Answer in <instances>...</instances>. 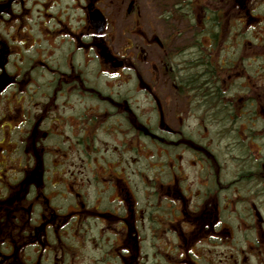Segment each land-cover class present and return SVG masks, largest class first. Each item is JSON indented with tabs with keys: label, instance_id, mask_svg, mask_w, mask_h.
<instances>
[{
	"label": "flooded vegetation",
	"instance_id": "af4514ba",
	"mask_svg": "<svg viewBox=\"0 0 264 264\" xmlns=\"http://www.w3.org/2000/svg\"><path fill=\"white\" fill-rule=\"evenodd\" d=\"M101 1L0 0V99H6V105L1 107L3 112L0 113V264H132L133 262V256H128L129 251L126 249V227L129 224V215L126 212L127 208L133 211L132 204L135 200L133 192L131 193L132 190L128 186L124 170L119 167H109L108 160H106L107 163L104 162L105 166L95 167L94 170L97 173L94 180L96 184H99V191H103L106 195L107 188L110 187L113 199L108 201L110 206L103 204L102 194L93 202H87L80 187L73 186L74 183H78L79 179L74 177L72 183L68 182L65 180L61 163L51 160L48 162L49 156L50 159L62 158L66 155L65 151L62 149L48 151L45 145L39 144L40 150L24 149L23 152H20L16 151L17 146L14 140V137H19L20 141L32 143L35 146L37 141L48 139L49 136V130L42 128L45 124L43 126L39 124V121L43 120L41 117L35 121L33 129L27 131H30L29 134L21 132L22 127L31 126L32 120L29 122L27 113L31 109L28 105H37L36 103L32 104V101L25 102L24 97L31 98V95L35 94V90L33 91L34 88L30 87L32 81L29 84L25 81L27 73L23 72V68L25 69V65H22L24 59L35 63V68L42 67L44 72L57 78L55 83L58 92L56 95L61 98V106L70 104L71 95L86 90L81 88L80 73L74 71L77 68L75 55L79 51H82L86 63L92 61L90 57L92 55L98 62L99 70H103L106 75L121 76L130 70L127 65L128 57L113 52L104 39L108 21L104 11L97 6ZM116 1L127 5V13L132 11L134 13L137 10L135 0ZM233 2L238 15V25L248 26L249 20L255 19L252 14L255 0H233ZM178 5L176 12L177 10L179 12V7L183 6L181 2ZM73 9L77 11L80 9L79 16L82 21L79 25L73 21ZM95 9H99L104 17V26L100 32L95 31L90 18ZM181 14L185 15L182 12ZM37 20L39 22H36ZM156 20L158 23V18H153V25ZM170 23L166 22V24ZM202 25L203 22L200 24L201 28L198 27L201 32L200 38L195 37L193 43L184 45L178 50L175 49L173 54L168 56L165 54L163 57L162 70H166L167 66L171 64L165 57L180 56L183 52L188 51L189 56L186 60H182L183 67L168 71L170 79L179 84L177 88L182 94L185 92L184 88L180 86V76L187 71L185 69L193 67L192 62L196 61L198 54L200 66L205 68L206 54L207 51H210L213 61L215 60L218 65H221L222 70L218 71V74L225 72L228 78L236 75H234V71H231L234 68V62L239 59L236 64L237 68L240 66L241 59V64L245 62L244 57L239 56L235 61L228 62L227 65L226 56L223 55L227 50H225V46L222 50L223 42L208 37L205 31L206 27ZM35 26L44 29L45 35L48 36L47 40H52L53 45L48 42L44 49L35 48V55L31 56L24 54V50L27 49L26 51L29 52L30 48L38 44L36 36L30 32V28ZM80 26L83 28L82 35L78 33ZM6 30H8V40L5 39V35L3 36V32ZM28 31L31 43L27 39L28 47L24 49L21 36L22 33ZM152 41L157 43L159 48H164L165 43L158 38H154ZM18 44H20V49L16 59L15 48ZM247 44H249L248 41L245 45ZM63 45L70 48L62 53L65 63H57L53 68L49 59L57 61L54 50L58 51ZM236 45L240 46L239 43ZM142 52L143 50H140V53ZM11 53H15L12 59L17 65L13 67L10 75L5 71L3 62L7 60L6 56ZM9 55L8 57H10ZM152 67L154 74L152 73L151 78H161L164 71L159 72L154 65ZM20 72L24 74L23 80H20ZM205 72L203 70L201 74H205ZM29 76L28 79H30ZM152 82L155 83L154 80ZM141 84L143 83L141 82ZM222 84H226L224 80ZM236 86L238 87V84ZM246 89H248L247 86ZM218 90L221 94L224 91L227 92V96L222 98L225 101L234 99H237L238 102L241 101L240 95L236 94L239 93V90L230 94L231 100H228V88L225 89L222 85ZM101 96L104 100V109L98 111L99 108H96V104L89 105L85 110H93L92 113L84 111L81 116L73 119L76 121V123H72L73 127L77 128L82 125L86 129L87 126H90L87 132L84 129L79 131V134H73V138L79 144L93 143L95 127L104 121L111 120L112 116H117V110L121 106L109 103L106 107L107 97L103 94ZM193 102L188 104V109L199 110V114L205 112L204 117H201L207 124L204 134L202 130L200 134L199 130L195 133L191 130L184 131V124L180 123L182 119L177 118V115H174L173 123L180 127L178 130L170 129L167 121L158 120L159 126L169 130L171 134L158 127L160 133L155 141L156 149L153 151L155 166L152 167L154 172L151 183L155 195L152 202H156L158 212L163 202H168V206L166 207L167 214L160 216L157 213L156 219H152L155 225L152 233L157 241L164 240L168 243V250L155 249L152 254L154 258L152 264H165V262H167L166 264H264V167L261 168L262 159L259 158H264V124L262 123L264 122V104L253 103L251 121H257L259 127L256 128L255 125L251 127L252 131L258 132L255 135L252 134L254 141H251L252 139L244 136V124L235 126V130L227 129L228 122L233 123L234 119L230 118L227 122L223 118L211 117L210 113L215 111L219 114L223 111L225 114L233 113L232 109L226 110L227 105L232 106V103L221 107L220 110V106L217 108L213 104L198 100L196 93ZM156 105L161 109L159 102ZM62 109L63 107L53 108L56 113L50 122L57 125L62 123ZM161 113L163 115L162 111ZM125 117L120 118L119 124L122 122L126 124ZM213 122L220 127L217 130L218 135L208 128V124ZM224 122L227 123L226 127H224ZM138 129L146 136H148V132L154 135L151 130L147 132V129ZM226 129L228 133L237 132L241 135V140L247 147V152L244 155L255 162L253 168L234 165L235 167L231 170L233 178L229 182H225L223 179L224 163L221 162V152L218 146L220 139L228 137L224 134ZM81 133L82 136H80ZM194 135L205 142L203 147L205 153L196 151L192 156L196 165L204 169L206 177L199 186L191 189L183 182L184 179H180L179 174L177 175V166L169 159L172 151L165 150L161 143L167 142L175 145L178 142L177 139L193 140ZM55 136L59 135L55 134ZM224 146L226 147L224 152L226 159L233 163H241L240 157L237 156L240 147L235 148L234 142L231 149H228L227 144ZM251 153L258 157L252 158ZM104 159H106L105 155L102 160ZM96 160L98 162V158ZM258 161V165H261L260 168H256ZM262 162L264 165V160ZM117 169H119L118 172ZM207 175L212 176L213 179L209 180ZM221 176L223 177L221 178ZM227 191L232 192V198L228 194L224 195ZM114 202L122 205L123 212L112 211ZM124 203L127 208L123 205ZM130 216V219L136 220L133 212ZM116 217H119V221L115 220ZM230 217L238 232L235 233V228L234 233L229 232L230 234L224 235L222 232L224 223H227V219ZM137 221L140 223L139 220ZM91 222L98 223L101 231L98 229L95 236L89 237ZM117 232H124V234L122 237L113 239ZM86 241L95 242L100 247L98 255L82 252L81 247L85 245ZM123 244L124 247H122ZM225 246L230 249H225ZM212 247H215L214 251ZM162 254L163 256L160 258ZM225 255L226 260H224Z\"/></svg>",
	"mask_w": 264,
	"mask_h": 264
},
{
	"label": "rangeland",
	"instance_id": "374dc122",
	"mask_svg": "<svg viewBox=\"0 0 264 264\" xmlns=\"http://www.w3.org/2000/svg\"><path fill=\"white\" fill-rule=\"evenodd\" d=\"M135 2L137 10L134 13L133 11L127 13V5L125 3H119L116 0H102L97 4V6L104 11L108 21L104 39L108 42L113 52L128 57L127 61L129 63L127 65L130 70L126 71L125 74L121 76L115 74L106 75L103 73V70H99L98 62L92 55L90 56L92 61L86 63L82 51H79L78 54L75 55L77 68H75L74 71L80 73L79 81L81 88H85L86 90L71 95L69 100L70 104L61 106V98L56 95L58 92L55 83L57 78H55L54 75L51 74L50 76L49 73L43 71L44 68H35V63L24 59L22 65H25V69L23 68V72L26 71L27 73L25 81H27L28 84L32 81L30 87L32 89L34 88L33 91L35 90V94L33 96L31 95V98H29V96L24 97L26 99L25 102L32 101V104L36 103L37 105H28L29 109H31L27 111L29 122L32 120L30 123L31 126L22 127L21 132L24 131L25 134L28 130L33 129L32 126L35 121L41 117L43 120L42 122L39 121V124H41V126L45 124L42 128L49 130V136L48 139L37 141L35 146H33L32 143L20 141L21 139L19 137H14V140L17 146L16 151L20 152H23L24 149L40 150L39 144L45 145L48 151H53L54 149H62L65 151L66 155L62 158L50 159L49 156L48 162L50 160L60 162L65 180L68 182L72 183L74 177L79 179L78 183H74L73 186L75 188L80 187V191L87 202H93L96 198L101 197L102 194L103 198H101V201L104 205L110 206V202L108 201L113 199L112 189L110 187L107 188L106 195L103 191H99V184H96L94 180L97 173L94 170L95 167L105 166L104 162L107 163L106 160H108L109 167H119L123 169L126 173L128 186L131 188V193L133 192L135 200L132 204L133 211L127 208L125 203L123 204L127 208L126 214L129 215V224L126 227V249L129 251L128 256H133L132 264H152V259H154L152 254L155 249L158 248L161 251L168 250V243L166 241H157V239L153 237L152 232H154L153 229L155 225L151 221V218L157 216V213H159L160 216L167 214L166 207L168 206V202H163L159 212H156V204L152 202L155 195L151 183L152 174L154 172L152 167L155 166L153 151L156 149L154 145L158 133H160L159 128L163 129L159 126L158 120L163 119L168 122L167 125L170 129L178 130L180 127L173 123L174 115H177V118L182 119L180 123L183 122L184 131L189 132V130H191V132L195 133L199 130V134L201 130L204 134V128L207 125L205 119H201L202 116L204 117L205 112L199 114V110L187 108L188 104L194 103V95L188 96L182 94L180 89L177 88L179 84L170 79V70H177L183 67L184 62L182 60L187 59L189 56L188 51L183 52L180 56L171 58L165 57L167 62L171 64L170 66L166 64V70H162L163 57L165 54L167 56L173 54L175 49L178 50V48L184 45L193 43L195 35L199 32V28H201L200 24L203 22L202 26L207 29L211 17L214 16L217 22L216 24L218 25H215L213 33L217 34L216 39L223 42L222 50L224 46L225 50H227V52L223 53L226 57L228 56L226 58L227 62L231 60L235 61L236 57L239 56L248 59L242 64L240 63L239 68L236 66L239 59L234 62V68L231 71H234V75H236L232 78H228L225 72L219 74L220 85H224L225 89H229L228 100L232 99L230 94L239 90V93L236 94L240 95V100H244L245 98L241 97H244L243 94H247L248 92V95L253 96L261 102L264 97V95L261 96V94H264V26L261 27L259 23L264 21V0H255L253 3L252 14L255 19L249 20L248 26L238 25V15L233 0H135ZM179 2H181L183 6L179 7V12L178 10L176 12L175 10L178 8ZM81 5L84 6L85 4ZM73 11V21H76L78 23L77 25H79L82 21L79 16L80 9L79 11L73 9ZM181 12L185 13V15L181 14ZM153 18H158V23L156 20L155 25H153ZM206 18H210L209 21ZM36 22H39V20ZM166 22L171 23L166 24ZM30 29V32L36 36L38 44L30 48L29 52L26 51V47H28L26 45L27 42L29 41L31 43L29 31L22 33L21 39L24 43V49H26L24 50V54L34 56L35 48L44 49L48 42L53 45L52 40H47L48 36L45 35L46 32L43 28L35 26ZM82 31L83 28L80 26L78 30L79 35H82ZM4 35L5 39L8 40V30L3 32V36ZM154 38H158L164 42V48H159L158 44L152 41ZM246 41H248L249 44L245 45ZM236 43H239L240 46L238 47ZM63 46L58 51L57 49L54 50L56 59H58L57 61H55V59H49L53 68L57 63H65L62 53L64 50L66 51L70 48L66 45ZM15 49L17 54H14L17 59L20 44L16 45ZM140 50H143V52L140 53ZM14 54H8L10 57L7 55V60L3 62L5 71L10 75L13 71V67L17 65L12 59ZM136 56H138L137 59H135ZM223 58L225 59V57ZM153 65L156 67L157 71H164L161 78H151L152 73L154 74ZM189 72H191V70ZM227 73L230 72L227 71ZM222 74L223 77H221ZM28 76L30 79H28ZM235 77L237 78L232 80ZM23 78L24 74L21 73L20 80H23ZM153 80L155 83L152 82ZM223 80L226 84H222ZM141 82L143 84L140 85ZM237 84L238 87L236 86ZM246 86L248 88L247 90ZM148 87L150 89H147ZM95 89L97 91H95ZM98 91L103 94V96L107 97L105 101L106 107H108L109 103H115L121 106L117 110V116L111 117L112 119H117L118 122L116 120H112V122L111 120L102 122L101 125L94 129L93 143L79 144L78 141H75L73 138V134H79V131L84 130L85 126L79 125L77 128L71 126L72 123H76L73 119L81 116L84 111L92 113L93 110H85L89 105L96 104V108H99L98 111L105 108L104 101L101 98L102 96L97 94ZM5 101L6 99H0V113L3 112L1 107L6 105ZM157 102L160 103L161 109L156 105ZM58 107H63V121L60 125L50 122L56 113L53 108ZM158 109L160 113L161 111L163 112V115L161 113L160 116ZM219 109L221 110V107H219ZM223 113L225 112L223 111ZM125 115H127V117H125ZM121 117L126 118V124L125 122L117 124L120 122ZM262 123L264 124V122ZM208 125V128L212 129L213 132L218 135L217 130L220 127L214 122ZM89 127L90 126L86 127L85 132L88 131ZM138 128L147 129V132L151 130L154 135L148 132V136H146V134ZM163 130L171 134L169 130ZM27 133L29 134L30 131ZM55 134L59 136L57 137ZM224 134L228 137L220 139L218 143L221 152V162L224 163V167L222 168V170L224 169V177L221 176V178L223 177L225 182H229L233 178L231 170L235 167L234 165H240L242 168H253L255 162L253 159L242 157L239 158L241 163L228 161L225 157L224 152L226 151V147L224 145L227 144L228 149H231L233 138L230 133L227 132V129L224 131ZM82 135L81 133L80 136ZM177 140L178 142H176L175 145L167 142L161 143V145L165 150L170 149L172 151V155L169 159L177 166V175L179 174V178L184 179L183 182L189 185L191 189H194L199 186L201 182L205 181L206 174L204 169L196 165L192 154L196 151H200L204 154L205 151L203 147L205 142L196 135H194L193 140H185L184 138H179ZM103 155L106 157L104 160H102ZM250 155L252 158L257 156L253 153ZM95 158H98V162ZM259 158L262 159V167L258 165V161L256 168H263L264 165L262 161L264 158ZM116 171L118 172L119 169ZM207 177L209 180L213 179L210 175H207ZM178 182L180 183L179 180ZM225 194H228L230 198L233 197L231 191H227L224 195ZM112 208V211H116L117 213L119 211L123 212L122 205L117 202H114V205L112 204ZM141 210L143 211L142 213ZM132 212L136 216V220H134V218L130 219ZM115 220L119 221V217H116ZM137 220H139L140 223ZM90 224L92 226L89 237L95 236L97 230L100 228V225L96 222H91ZM233 224L234 221L231 217L227 219V223H224V230L222 231L224 235L230 234L229 232H235L236 225ZM99 231H101V229H99ZM124 232L115 233L113 239L122 237ZM237 232L238 230L236 228L235 233ZM114 244H117L115 240ZM122 247H124V244ZM99 248L100 247L97 246L95 242L86 241L85 245L81 247V250L84 253L95 255L98 253ZM212 248L214 251L215 247ZM225 249L229 250L230 248L225 246ZM136 250L138 254H135L137 253L135 252ZM162 256L163 254L160 258H162ZM224 260H226V255L224 256ZM166 263L167 262H165V264Z\"/></svg>",
	"mask_w": 264,
	"mask_h": 264
},
{
	"label": "trees",
	"instance_id": "16d2710c",
	"mask_svg": "<svg viewBox=\"0 0 264 264\" xmlns=\"http://www.w3.org/2000/svg\"><path fill=\"white\" fill-rule=\"evenodd\" d=\"M210 15H211V13H210ZM212 16H213V13H212ZM209 19H208V21H209ZM216 23L217 22L214 19V16L211 17L209 27L206 29L207 36L212 38V39L217 38V34L213 33L215 25H218ZM200 33L201 32H198L195 35V37L200 38ZM193 58H195V57L193 56ZM206 58H207V61H206V64L204 65L206 67L202 68L200 66L201 64L199 61V59H200L199 54L197 55V57L195 59L196 61L192 62L193 67L192 68L188 67L187 69H185L187 71H185V73H182V75L180 76L181 77L180 86L182 88H184V92L186 95H192L193 94L195 96V93H196V98H198V100H200L204 103L213 104V106H215V107H217V106L225 107L227 104L232 103V106L227 105L229 108L226 107V110L232 109L233 113L232 112L227 113V111H226L227 114H225V113L219 114L217 111H215L213 113H210L211 117L223 118L226 121L229 120L230 118L234 119L233 123L227 121L228 122V124H227L226 122H224V127H226L228 125L227 129L232 128L233 130H235L236 129L235 126H241L244 124V136L248 137L249 139H252L251 141H254V137L252 136V134L255 135L258 132L255 130L252 131L251 127H253V125H255V127L258 128L259 124L257 123V121H251V119H252V116H251L252 110L251 109L254 107L253 103L263 105L264 104V97L262 98L261 102H259V100H257L253 96L248 95V92H247V94H243L244 95L243 98H245V100H241L240 102H238L237 99H234L233 101L223 100L222 98L227 96V92L224 91L223 94H221L220 91L218 90V88L221 87L220 86V77L218 74V71L222 70L221 65H218V62H215V60L213 61V57H212L210 51H207ZM244 59H245V61L248 60L245 57H244ZM241 62H242V59H241L240 63ZM226 63H227V65L229 64L227 61H226ZM190 70H191V72H189ZM203 70L206 71L205 74H201V71H203ZM210 70H211V72H209ZM246 90H245V92H246ZM97 94L99 96H101V93L99 91ZM262 95H264V94H261V96ZM250 122H252V123H250ZM252 132H255V133H252ZM230 135L233 138L235 148L240 147V151L237 154V156L242 157V158H247V156L244 155L247 152V147L245 146L244 142L241 140V135H239L237 132L230 133ZM154 203H156V202H154ZM156 212H158V211L156 210ZM152 219L155 220L156 216H154V218H151V221H152Z\"/></svg>",
	"mask_w": 264,
	"mask_h": 264
},
{
	"label": "water",
	"instance_id": "95a60500",
	"mask_svg": "<svg viewBox=\"0 0 264 264\" xmlns=\"http://www.w3.org/2000/svg\"><path fill=\"white\" fill-rule=\"evenodd\" d=\"M90 18H91L92 24L95 27V30L96 31L101 30L103 26V17L101 13L99 11H94L93 13H91Z\"/></svg>",
	"mask_w": 264,
	"mask_h": 264
}]
</instances>
